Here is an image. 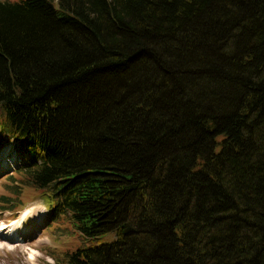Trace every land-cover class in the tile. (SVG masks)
I'll return each instance as SVG.
<instances>
[{
	"label": "trees",
	"instance_id": "16d2710c",
	"mask_svg": "<svg viewBox=\"0 0 264 264\" xmlns=\"http://www.w3.org/2000/svg\"><path fill=\"white\" fill-rule=\"evenodd\" d=\"M0 138L64 264H264V0H0Z\"/></svg>",
	"mask_w": 264,
	"mask_h": 264
},
{
	"label": "rangeland",
	"instance_id": "374dc122",
	"mask_svg": "<svg viewBox=\"0 0 264 264\" xmlns=\"http://www.w3.org/2000/svg\"><path fill=\"white\" fill-rule=\"evenodd\" d=\"M14 146L15 141L10 140L0 149V196L6 193L7 185H16L14 180H8L9 176L25 163L14 151ZM19 194L16 197L20 201L14 199L15 204L20 202L17 208L4 206L0 201V227L9 226L4 233L0 232V264H64L66 253L111 244L117 240L114 232L85 236L70 219L53 222L49 212V194L43 191L23 187ZM25 213L27 215L23 216ZM16 221L22 223L16 229L18 238L9 240V230L14 228Z\"/></svg>",
	"mask_w": 264,
	"mask_h": 264
},
{
	"label": "bare ground",
	"instance_id": "6f19581e",
	"mask_svg": "<svg viewBox=\"0 0 264 264\" xmlns=\"http://www.w3.org/2000/svg\"><path fill=\"white\" fill-rule=\"evenodd\" d=\"M7 157H8V156H7ZM8 161H9V160H8ZM0 166H1V165H0ZM3 166H4V165H3ZM9 166H10V164H9ZM5 167H6V166H5ZM5 167H4V168H5ZM44 214H45V212H44ZM25 215H27V213H25L23 216H25ZM21 219H22V218H21ZM21 219H20V220H21ZM21 224H22V223H20V222L17 223V221L13 224V225H14V228H12V229L9 230V234H8V237H9L8 239H9V240H13V239L15 240V238H18V235H16V229H17L19 226H21ZM8 228H9V226H7V227H6V226H4V227H0V232H1V233H4V232L6 231V229H8Z\"/></svg>",
	"mask_w": 264,
	"mask_h": 264
}]
</instances>
